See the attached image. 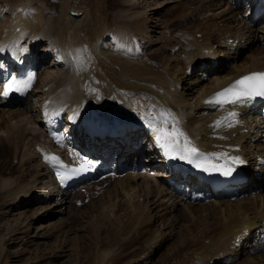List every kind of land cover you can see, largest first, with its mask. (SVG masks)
Listing matches in <instances>:
<instances>
[{
    "label": "bare ground",
    "instance_id": "1",
    "mask_svg": "<svg viewBox=\"0 0 264 264\" xmlns=\"http://www.w3.org/2000/svg\"><path fill=\"white\" fill-rule=\"evenodd\" d=\"M50 1L57 5L50 6ZM255 4L260 9L258 18ZM243 7L244 16L240 12ZM168 10L179 18L174 25H149L151 15ZM193 17L199 22L192 27L180 25L181 19L185 22ZM254 26H262L263 35H258ZM256 41L262 44L259 50L245 60L238 59V51L243 52L246 45ZM27 62L39 70L34 88L31 85L27 90V102H12L10 95L0 96V161L7 146L11 149L10 165L15 163L14 175L9 168L6 170V164H0V221L8 227L4 231L0 228V255L7 241L28 232L34 223L67 214L68 191L59 189L55 162L45 157L57 154L72 161L86 156L103 162L102 154L115 151L117 156L122 149L121 160L117 163L113 159L111 169L116 174L123 168L126 174L105 184L102 193L76 217L78 221L84 219L81 226L88 229L96 223L86 236L87 242H94V248L101 247L97 253L93 249L95 260L87 257V264H264V258L249 255L259 250L258 243L251 244L252 238L264 233V194H259L264 188V107L255 108L250 102L223 108L204 103L240 77L264 72V3L0 0V92L5 78L17 75ZM193 67L201 68V72L192 80L189 76L194 71H188ZM205 77L212 79L209 84L191 87V93H186L187 86ZM184 81L186 87L180 88ZM229 112L238 118L235 127L226 126L230 123ZM169 113L170 121L174 118L190 142L189 147L198 150V157L218 161L230 154L225 147L241 148L249 162V182L236 189L235 200L219 199V194L207 205L182 203L170 195V188L160 179L146 181L132 174L142 169L163 171L164 166L157 161L158 151L150 148L153 140L147 132L151 125L164 127L162 118ZM107 121L128 128L122 142L116 141L118 147L112 142L102 146L87 135L88 129ZM216 121H221L220 127H215ZM52 126L60 128L55 129L54 140L47 136V127ZM171 127L169 122V131ZM59 139L64 141L63 146L57 144ZM138 141L142 147L136 150ZM179 141L177 148L183 152L184 138ZM221 153L224 155L217 158L216 154ZM104 167H110V159ZM168 174L177 180V189L188 199L208 194L206 186L194 177L184 182L182 174ZM34 203L38 211L30 216ZM13 210L18 212L16 222L22 217L18 227L7 218ZM178 210L187 220L174 232V242H170L165 256L155 259L156 251L174 231L172 218ZM68 221L53 224L55 229L44 228L42 238H59ZM57 241L49 258L56 259L65 252L66 240ZM249 244L253 248L248 250L245 246ZM137 249H144L146 257L142 253L135 256Z\"/></svg>",
    "mask_w": 264,
    "mask_h": 264
},
{
    "label": "rangeland",
    "instance_id": "2",
    "mask_svg": "<svg viewBox=\"0 0 264 264\" xmlns=\"http://www.w3.org/2000/svg\"><path fill=\"white\" fill-rule=\"evenodd\" d=\"M197 1H199V0H197ZM49 5L55 7L57 4H56V2L50 1ZM9 6H10V3H9ZM10 8H12V4H11ZM178 12L179 11H176L177 14H178ZM217 12L218 11H216L214 13H217ZM240 12L244 16L246 14L245 8L243 7ZM191 13H192V11L189 10L188 11V14H189L188 16H191ZM174 14H175L174 11L168 10V11L163 12L159 16L151 15V18H149V21H150L149 25L152 26L153 22H157V24H159V25L160 24L162 25L165 22L166 23L169 22L170 24H172L173 21H175L176 19H179L178 16L177 15L175 16ZM210 14H208L206 16H209ZM180 21H181L180 25L185 27V28H187V27L190 28V27H192L193 25H195L196 23L199 22L194 17L192 19H190V20H185V22H184L183 19H181ZM189 21H191V22H189ZM169 23H168V25H170ZM172 25H174V23ZM233 25L236 26V23L233 24ZM254 29L255 30L257 29L256 32H257L258 35L259 34L263 35L262 34V32H263L262 26H256V27L254 26ZM152 37H158V36H157V34H155V35L153 34ZM261 45L262 44H261L260 41H258V42L256 41L255 43H250V46L246 45L247 48L246 47L243 48V52H240V50L238 51L239 52L238 59L239 58H243L245 60L248 56L255 54L259 50ZM183 50H184V48H183ZM48 59L51 60L50 57ZM192 69L193 70H189L188 72L191 73L192 71H194L189 76V79L193 80V79H195V75H197V73L201 72V68L193 67ZM211 80L212 79L209 78V77L208 78L205 77L203 79L201 78L200 82H197V84H195L194 86L193 85L187 86L186 93H191V90L193 88L194 89H196V88L198 89L201 85L209 84ZM184 82L181 84L180 88H183L185 86L186 81H184ZM198 85H200V86H198ZM191 87H193V88H191ZM5 147H6L5 148L6 153L2 154L1 157H3V158H1L2 161H0L1 162L0 164H6L7 165L6 170H7V168H9V171H11V173L14 175V173L12 171L15 170V163L10 165L11 161H12L11 160V149L10 148L7 149V146H5ZM141 147H142V144L141 143L139 144V141H138L136 150H139ZM113 154H115V153H113ZM113 154H111V155H113ZM144 170H146V169H144ZM146 171H148V170H146ZM140 177H141V180H146V181L148 179H152V178H149V177L147 178V177H144V176H140ZM152 181H153V179H152ZM263 187H264V181H263ZM263 191H264V188H263ZM263 191H261V192L259 191V194L263 195L264 194ZM97 196L98 195H96V197ZM75 197H77V196H75ZM96 197L92 196L90 198V200L88 201V203H90V201H92L93 199H96ZM68 198H69V196H68ZM79 199L80 198H78V200ZM98 199H99V197H98ZM86 200L80 202V203H82V205H79V202L77 203L76 199H75V202H76L75 205H74V202L73 203H68L66 205L67 206V210H68V211H66L67 214H63L62 217H59L58 215H55L52 218H48V219H46V220H44L42 222H36L30 227V230L28 232H26V233H24L22 235H18V236L13 237L14 240L7 241L5 243V245H3V247L4 248L6 247V248L3 251V254L0 255V264H50L51 262L53 264H87L88 263V258H89V260H90L91 257L94 259L95 257L93 256V249H94V252L97 253L99 251L98 249H99V247H101V245H97L96 248H94V242H89L88 243L86 236L88 235L89 231H92L94 229V227H95L94 225H96V223H94L91 226V229H88L89 227L87 228L86 225L85 226H81L82 224L80 222H82L84 219L79 220V221L77 220L78 215L83 214L85 212V205L88 204V203H85ZM95 205H97V203ZM38 207H39L38 204L34 203L30 207V212L28 213V215L30 214V216H32L33 215L32 213L38 211ZM16 213H18V212H15V210H13L12 213H11L12 215L10 214L9 216H7L8 221H11V224H13L12 222H16L18 220L17 219L18 216H16ZM36 219H38V218H36ZM174 219H175V221H174ZM62 220H69L68 221L69 224L66 225L64 223L63 226L65 227V229H63V232H61L63 234H61V236L59 238H57L55 236L48 237L46 240L44 238H42L41 234L44 232V230H43L44 228L50 229L52 227V228L55 229L57 227L56 225L59 224ZM100 220L102 222H104L103 217H101ZM186 220H187V218L182 216L181 211L178 210V212H175L174 217L172 218V221L174 222V224H176L174 227H172V229H174V231L171 232L172 234H170V238L169 239L166 238L165 244H163L158 249L159 252L156 251L157 253H155V259H158L161 256H165L166 252L168 251V249L172 245V243H170V242H174V237L172 238V236L175 234L174 232L178 231L177 229L180 228L179 225L183 224ZM21 221H22V217L20 218V220L18 222H16L15 227H18ZM108 221L110 223V220H108ZM84 222H86V221L84 220L83 223ZM53 224H56V225H53ZM158 224H159V222L157 221V225ZM0 228L3 231L7 230V228H8L6 226V224L3 222V220L0 221ZM259 230H261V227H259ZM166 232L170 233L169 230L168 231L166 230ZM91 234H92V239H95V238H93L95 236L93 235L92 232H91ZM114 236H111V238L114 239ZM57 239H59V240L61 239L62 241L66 240V242L64 243L65 244V252L61 256L58 255V258H56V259L53 258L52 259L51 257L49 258V256H50L49 254H52L54 248L56 247V245L58 243ZM20 242H22V243H20ZM30 242H33V244L30 243ZM105 244L106 243L103 242V244H102L103 247H105ZM84 245H85L84 249L82 251H80V248H82ZM245 247L248 250L253 248V247H251L250 244L246 245ZM136 251L137 252L134 253L135 256L141 255V253H142L143 256L146 257V254H144V252H143L144 249H137ZM55 252L57 253V251H55ZM250 252H252V253L249 254V255L253 259H257L258 258V260H259L260 258H264V254H262L259 250H254V251H250ZM253 252H254V254H253ZM238 253H239L238 255L240 256V252L239 251H238ZM46 256L49 258L48 260H47ZM246 257L247 256L242 257V260L246 259ZM93 259L90 260V261H93ZM124 259H125V257H124ZM126 260H127V262L129 261V259H126ZM135 260L137 261V259H135ZM4 261H6V262H4ZM216 261H220V259L217 258Z\"/></svg>",
    "mask_w": 264,
    "mask_h": 264
},
{
    "label": "snow or ice",
    "instance_id": "3",
    "mask_svg": "<svg viewBox=\"0 0 264 264\" xmlns=\"http://www.w3.org/2000/svg\"><path fill=\"white\" fill-rule=\"evenodd\" d=\"M35 78L34 73H28L25 78H17L13 76L8 79L3 84V91L0 92V96L8 97L10 93H19L24 95L27 90L31 87ZM256 97H264V72H252L247 75L240 77L239 79L233 81L229 86L221 89L220 91L213 94L206 103L213 105H218L220 108L226 105H237L243 104L253 100ZM234 112H229L228 116L235 117ZM171 114H166L163 116L161 123L165 125L164 127L157 128L155 125H151L154 140L158 147L164 149L166 152H171L179 146V138H184L183 155L180 156L181 159H188L193 156L198 155V150L195 147H189L190 142L183 132H181L177 126L174 118H171ZM169 122L172 123L171 130L169 131L167 125ZM221 121L215 122V127H220ZM227 127H232L233 124L229 123ZM224 155L216 154L217 158ZM46 160H56L54 156L45 157ZM232 163L242 164L243 161L238 157L231 158ZM198 168H204V164L198 163L196 165ZM83 168V166H81ZM206 171H222L225 176L231 175L232 168L227 165H215L211 164L209 167L205 168ZM58 179L63 183L66 179L61 173H57Z\"/></svg>",
    "mask_w": 264,
    "mask_h": 264
}]
</instances>
